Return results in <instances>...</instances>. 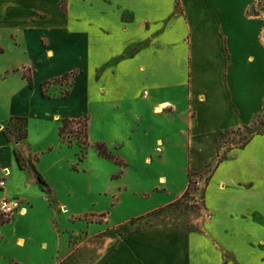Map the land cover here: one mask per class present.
Wrapping results in <instances>:
<instances>
[{
	"label": "crops",
	"instance_id": "0c3cea01",
	"mask_svg": "<svg viewBox=\"0 0 264 264\" xmlns=\"http://www.w3.org/2000/svg\"><path fill=\"white\" fill-rule=\"evenodd\" d=\"M254 3L0 0V179L9 173L0 202H30L29 189L39 182L33 167L46 154L28 138L7 140L11 118L44 129L52 122L59 132L62 119H80L103 104L140 125L152 112L173 126L167 140L186 146L187 171L199 186L193 197L202 198L195 227L133 233L104 259L95 256V264H264V135L244 147L220 142L252 126L264 108V19L249 16ZM67 74L73 82L66 95L49 93L55 85L43 95V83ZM27 216L26 209L0 222V264H33ZM68 251H59L54 264H68Z\"/></svg>",
	"mask_w": 264,
	"mask_h": 264
},
{
	"label": "rangeland",
	"instance_id": "374dc122",
	"mask_svg": "<svg viewBox=\"0 0 264 264\" xmlns=\"http://www.w3.org/2000/svg\"><path fill=\"white\" fill-rule=\"evenodd\" d=\"M66 5L61 3L60 9L65 11ZM248 14L264 19V0H255ZM259 39L264 45V23ZM68 80L55 84L49 93L56 90L57 94L66 95L73 76ZM90 113L81 116L88 119L90 134L85 155L76 129L67 136L73 143L70 147L60 139L52 122L44 129L29 120L27 141L46 152L39 157L36 169L48 184L44 190L40 182L32 186L28 192L32 199L23 203L28 212L25 234L34 238L33 264H39L42 257L46 264H54L58 252L66 254L68 248L74 255L68 264H95V256L97 260L100 255L104 259L121 239L133 233L195 227L193 218L202 208V198L193 197L199 189L195 175L187 193V149L175 141L170 143L164 136L173 127L171 123L151 112L150 119L140 125L132 116L126 120L109 112L107 104L91 109ZM109 118L116 120L110 126ZM261 122L264 115L252 126L224 134L221 144L227 149L243 147L254 130L264 128ZM159 140L163 141L161 145ZM99 142L106 143L113 155L120 157L119 161L101 158L96 151ZM162 178H166L165 184ZM42 243L48 244V250L42 248ZM12 246L23 247L15 242Z\"/></svg>",
	"mask_w": 264,
	"mask_h": 264
},
{
	"label": "trees",
	"instance_id": "16d2710c",
	"mask_svg": "<svg viewBox=\"0 0 264 264\" xmlns=\"http://www.w3.org/2000/svg\"><path fill=\"white\" fill-rule=\"evenodd\" d=\"M5 49L3 47L0 46V53H4ZM22 75L27 78V80L30 82V85L33 86V77L32 74L26 73L25 70L22 72ZM70 74H67L65 76H63L62 78L59 79H55L53 81H49L46 83H43L41 85V90L44 96H46V90L48 87L57 84L58 82H63L68 80V78L70 77ZM262 115H264V108L263 111L258 115L257 119L259 120V118L262 117ZM86 120H83L82 118L80 119H70V118H65L62 119V125L59 128V136L60 139L63 142H68V145L73 146V143L71 140L67 139L68 135L73 134L74 130H77V136L78 139H80V143L79 145L82 148V153H84V155L87 153V150L89 148V125H88V119L85 118ZM1 122V119H0ZM261 124L264 126V122H261ZM28 126H29V120L28 118L25 117H13L11 118L8 122L5 123V129H4V135L7 138L8 141H22L28 138ZM254 135H264V128L263 129H257L254 130L251 134V136L245 141V143H243V147L248 145L250 143V141L252 140ZM96 151L98 152L99 156L103 159H109V160H115L116 162H118V158L115 155H113V153L110 151V149L108 148L107 144L104 142H99L96 144ZM16 159L17 162L19 164V166L21 167V169H23L24 164H23V160L20 156V153L18 151H16ZM222 158H219V161H221ZM121 162L123 163V161L121 160ZM36 176L39 179V182L41 183V186L44 190L45 187H48L47 182L43 179V177L41 176V174L38 172V170L33 167ZM193 173L190 172L189 173V185H188V190L187 193L190 191L191 185H192V177H193ZM9 219L5 218L4 216H0V222L1 223H6L8 222Z\"/></svg>",
	"mask_w": 264,
	"mask_h": 264
},
{
	"label": "built area",
	"instance_id": "2783aa9c",
	"mask_svg": "<svg viewBox=\"0 0 264 264\" xmlns=\"http://www.w3.org/2000/svg\"><path fill=\"white\" fill-rule=\"evenodd\" d=\"M162 142L159 143L161 145ZM161 152V148L158 149ZM9 175L8 172L5 176L0 179V188H5L6 177ZM24 201L19 199H11L0 202V216H4L7 219H11L16 213H26V208L23 206Z\"/></svg>",
	"mask_w": 264,
	"mask_h": 264
},
{
	"label": "bare ground",
	"instance_id": "6f19581e",
	"mask_svg": "<svg viewBox=\"0 0 264 264\" xmlns=\"http://www.w3.org/2000/svg\"><path fill=\"white\" fill-rule=\"evenodd\" d=\"M162 111H163V108L160 107V108H158L157 113H162Z\"/></svg>",
	"mask_w": 264,
	"mask_h": 264
}]
</instances>
